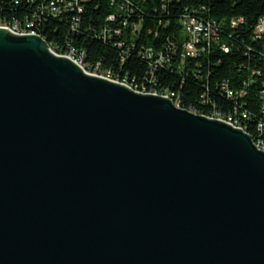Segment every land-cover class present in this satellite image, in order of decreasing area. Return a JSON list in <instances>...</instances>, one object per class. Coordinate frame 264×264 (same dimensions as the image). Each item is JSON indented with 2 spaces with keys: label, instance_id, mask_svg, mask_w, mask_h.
I'll return each instance as SVG.
<instances>
[{
  "label": "water",
  "instance_id": "obj_1",
  "mask_svg": "<svg viewBox=\"0 0 264 264\" xmlns=\"http://www.w3.org/2000/svg\"><path fill=\"white\" fill-rule=\"evenodd\" d=\"M0 264H264V151L0 29Z\"/></svg>",
  "mask_w": 264,
  "mask_h": 264
},
{
  "label": "trees",
  "instance_id": "obj_2",
  "mask_svg": "<svg viewBox=\"0 0 264 264\" xmlns=\"http://www.w3.org/2000/svg\"><path fill=\"white\" fill-rule=\"evenodd\" d=\"M51 1L0 0V25H31L57 54L83 53L88 71L175 93L182 108L229 118L264 144V0H63L56 16ZM189 20L217 33L188 56Z\"/></svg>",
  "mask_w": 264,
  "mask_h": 264
},
{
  "label": "built area",
  "instance_id": "obj_3",
  "mask_svg": "<svg viewBox=\"0 0 264 264\" xmlns=\"http://www.w3.org/2000/svg\"><path fill=\"white\" fill-rule=\"evenodd\" d=\"M59 2H63V0H52L50 2L48 9H49L50 13L54 16H56L60 13V9L58 8ZM68 6L72 7L71 4H69ZM240 21L242 22L243 20H240ZM233 24L236 25V22H233ZM184 26H185V34L188 38V40L185 44V47H184V52L188 56L194 55L196 47L198 44H200L201 42H203V43L208 42L209 43L214 38L215 34L217 33L216 25H213L212 23H202V22H197L195 20H189V21L184 23ZM0 29H4L6 31H9L10 33H12L14 35L37 36V37L42 38L36 31L32 30L31 25H27L26 28H21L17 25H15V26L0 25ZM256 35H257L256 36L257 40H260L264 36V18H262L259 21V24L256 27ZM49 48H50L51 52L54 53L56 56L69 59L70 61L75 63L77 66H79L81 69H83L87 74H89L91 76H94V77H97L100 79H104V80H107V81H110L112 83H116V84H119L122 86H125L128 89L132 90L133 92L141 94V95H152V96L161 97L163 99L170 100L176 107H178L180 109H184L181 107V105L179 103V99L175 93L166 92L164 94H158L156 92H149L144 88L141 90L137 89L136 87L132 86L131 84L127 83L126 81L114 79L110 73L103 74V73L99 72L98 69H96L95 71H88L85 67V56H84V54L77 52L75 49H71L68 53L61 55V54H57L50 46H49ZM224 51L227 53L228 49L224 48ZM184 110H188V109H184ZM188 111L193 113V114L205 117L207 119L217 120V121L226 123V124L230 125L231 127H233L234 129L241 130L244 133L248 134L243 127L238 126L237 124L233 123V121L231 119L226 118L224 116H220L217 113L213 114L212 116H206V115L197 114L193 110H188ZM253 141H254L256 147L260 151H264V144L262 142H257L255 140H253Z\"/></svg>",
  "mask_w": 264,
  "mask_h": 264
}]
</instances>
